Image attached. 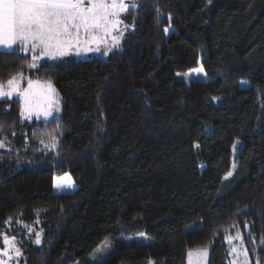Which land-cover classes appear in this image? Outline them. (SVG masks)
Masks as SVG:
<instances>
[{
    "label": "trees",
    "instance_id": "trees-1",
    "mask_svg": "<svg viewBox=\"0 0 264 264\" xmlns=\"http://www.w3.org/2000/svg\"><path fill=\"white\" fill-rule=\"evenodd\" d=\"M134 4L109 60L34 68L19 45L0 51V84L51 82L63 103L25 122L19 100L0 99V236L41 220V245L24 235L26 264H88L109 237L104 264H187L199 249L230 264L239 235L264 264V0ZM200 62L212 81H177ZM66 174L77 191L55 193ZM142 232L156 242L122 239Z\"/></svg>",
    "mask_w": 264,
    "mask_h": 264
},
{
    "label": "snow or ice",
    "instance_id": "snow-or-ice-1",
    "mask_svg": "<svg viewBox=\"0 0 264 264\" xmlns=\"http://www.w3.org/2000/svg\"><path fill=\"white\" fill-rule=\"evenodd\" d=\"M131 6L136 7L134 3ZM128 8L126 0H0V48L11 50L19 45L22 50L34 53L39 49L41 56L55 60L67 55L74 46L79 50L81 34L92 37L93 41L98 33L111 35L123 22L119 19L120 13ZM119 39V36H113L117 44ZM89 43L88 39L83 41L84 50H90L87 48ZM38 58L33 57L34 60ZM7 85V90L0 85V97H10L14 92L22 95L25 111L30 112L32 82L29 81L26 91L19 89L16 77L9 79ZM47 88L55 92L51 83ZM44 114L47 116L49 112L45 110ZM3 147L0 143V148ZM61 186L57 184V187ZM36 243H40L39 237Z\"/></svg>",
    "mask_w": 264,
    "mask_h": 264
},
{
    "label": "rangeland",
    "instance_id": "rangeland-1",
    "mask_svg": "<svg viewBox=\"0 0 264 264\" xmlns=\"http://www.w3.org/2000/svg\"><path fill=\"white\" fill-rule=\"evenodd\" d=\"M136 0H126L129 8L128 11L133 7L131 6L135 3ZM110 2V0H109ZM120 13L119 19L123 22L117 25V29L113 31L111 35H104L102 32L97 34V39L95 41L92 40V37H85L81 34V45L78 50L75 46L71 48L72 53L76 55L75 58L80 60H88L94 57L102 58L104 60H109L110 56L115 51H118L122 48V43L127 35V33L131 30V26L129 25L128 17L125 14L128 12ZM168 34L172 32V29H168ZM113 36H119V43L117 44L113 40ZM88 39L90 43L87 45V48L90 50H84L85 45L83 41ZM15 48V47H14ZM13 48V49H14ZM97 48L99 50H97ZM6 50L4 48H0V51H12ZM105 52L107 54L105 55ZM35 55H33L34 57ZM38 59H35L40 62L45 56H41L40 54ZM41 57V58H40ZM34 60V65H35ZM52 60V59H50ZM38 67V64L35 65ZM34 67V68H35ZM19 80V89L21 90H29V81L32 82V101L33 106L32 110L25 111L24 98L22 95H18L17 93H13L10 97H0V99H17L21 102L22 105V118L25 122H32L34 120H43L45 122H49L55 118H58L62 114V98L58 90L54 87L51 82H43V81H34L28 77L18 76L16 77ZM176 79L178 82L185 83L188 86L193 82H203L208 83L213 80V77L208 75L202 63L198 64L193 70L188 71L187 73L177 74ZM51 83L52 87L55 89V92H50L47 88V84ZM3 85L7 90L8 85ZM249 87V83L246 81L242 82V88ZM47 110L49 114L45 116L44 112ZM50 149H55V145L52 146L53 143H50ZM55 144V143H54ZM52 146V148H51ZM48 149L47 151H53ZM236 152L234 151L233 158H236ZM236 165L234 164L231 171L226 176V179H230L235 172ZM57 184H61V187H57ZM70 185V186H68ZM78 187L75 182L71 178L69 174L58 177L54 180V192L57 194L70 193L73 194L76 192ZM18 228V227H17ZM10 229L9 232L4 233L0 236V264H26L25 261V250L23 248V238L24 235L32 236V241L36 243L37 237H39L40 243L37 245H41L44 238L43 229L41 227V220H37L33 225H24L22 230L19 229ZM23 236V237H22ZM128 243H138V244H147V243H155L156 240L154 237L149 236L148 234L142 232L138 235L131 237H122ZM230 252H231V261L230 264H250L249 256L246 252L245 246L243 244L242 238L239 235H231L227 241ZM116 252V244L113 237L107 238L100 246L94 251V253L89 256L88 264H104L109 258H111ZM206 253V255L204 254ZM210 257L209 249H199L193 250L189 252L188 262L187 264H208ZM76 264H84L80 261H77Z\"/></svg>",
    "mask_w": 264,
    "mask_h": 264
},
{
    "label": "crops",
    "instance_id": "crops-1",
    "mask_svg": "<svg viewBox=\"0 0 264 264\" xmlns=\"http://www.w3.org/2000/svg\"><path fill=\"white\" fill-rule=\"evenodd\" d=\"M14 47H16V46H14ZM23 51H24V50H23ZM25 52H27V53H31L32 55H35V56H37V55L40 54L39 49H38L35 53L32 52L31 50H28V51H25ZM37 57H39V56H37ZM67 57H76V55H74V52L72 53V50L70 49L67 55L59 56V57H57L55 60H50V58L47 57V56H45L42 60H40L39 63H38V61L35 60V62H36L35 65H36V64H38V65L41 64V62H43L44 60L54 62V61H58V60L65 59V58H67ZM40 58H41V57H40Z\"/></svg>",
    "mask_w": 264,
    "mask_h": 264
}]
</instances>
